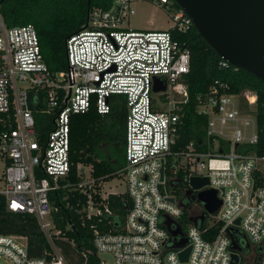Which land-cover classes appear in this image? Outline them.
<instances>
[{"label":"built area","instance_id":"1","mask_svg":"<svg viewBox=\"0 0 264 264\" xmlns=\"http://www.w3.org/2000/svg\"><path fill=\"white\" fill-rule=\"evenodd\" d=\"M139 1L113 0L107 9L95 7L87 26L67 38V68L59 71L50 70L45 62L32 23L8 27L0 15V194L7 210L36 217L52 248L43 257H33L26 236L0 233V258L13 264H69L56 246L55 238L61 233L55 221L59 206L50 199V192L80 189L88 194V215L102 213L94 204L92 166L79 163V181L62 184L71 170L70 117L91 105L99 114H107L111 95L122 93L128 105L122 171L131 207L124 232L95 233L97 264H232V227H240L251 243L263 247L259 264H264V185L255 182L264 155L247 151L259 141L258 92L251 87L228 91V83H221L222 89L213 85L197 107L198 114L208 118L204 136L174 150L189 100L183 79L191 62L189 47L174 30L185 32L193 21L179 6L170 28L128 27L125 22ZM148 1L164 7L176 3ZM220 64L239 68L223 58ZM155 78L164 89L154 90ZM38 115L43 121H38ZM39 123L50 128L42 132ZM180 168L186 170L189 184L192 176L208 177L204 188L218 190L222 204L216 214L209 215L222 227L212 240L204 236L198 222L183 228L184 207L171 202L168 197L172 196L162 190ZM107 197L103 194L101 202ZM104 210L111 213L108 204L104 203ZM193 211L192 215L202 212ZM238 218L240 225L235 224ZM167 222L182 233L172 236ZM183 238L185 246L173 247ZM188 245L189 256L182 260L179 252Z\"/></svg>","mask_w":264,"mask_h":264},{"label":"trees","instance_id":"2","mask_svg":"<svg viewBox=\"0 0 264 264\" xmlns=\"http://www.w3.org/2000/svg\"><path fill=\"white\" fill-rule=\"evenodd\" d=\"M112 3L113 0H0V15L8 27L32 23L37 29L45 62L50 70L59 71L67 68V38L87 26L89 14L95 7L107 9ZM174 34L181 42L187 44L191 53L190 70L183 79L189 91V100L184 105L183 115L178 124L174 150L182 149L190 141L200 140L204 136L208 118L197 112L199 98L207 94L213 85L222 89L221 83H228L230 85L228 91L240 92L245 87L257 90L256 117L259 141L247 147V151L264 155V80L243 68L222 67L221 57L200 36L194 25L185 32L174 30ZM110 103L111 110L104 115L98 113L95 105H91L84 113L71 115L69 149L71 170L68 179L62 180V184L67 181L76 184L79 181L77 165L84 163L92 166V176L96 179L94 204L102 209V213L88 215V194L80 189L61 188L50 192V199L59 206V211L55 213V221L61 233L55 238L56 246L64 253L69 264H97L99 257L94 246L95 233L124 232L126 216L131 207V199L126 190L109 193L107 200L101 202L104 194L103 183L114 178L117 173L124 177L122 168L126 163L127 97L122 93L113 94ZM40 116L38 115V121L41 122L43 117L41 120ZM38 128L44 132L50 126H41L39 123ZM106 142H115L117 148L109 152L108 158H100ZM166 175H170L168 163ZM255 182L256 186L264 185L263 169L255 172ZM161 187L184 207L185 215L181 222L183 228H186L185 225L193 221L192 204L197 201L194 197L198 192L191 190L186 170L180 168L176 178L167 180ZM104 203L108 204L111 213L105 212ZM202 214L204 221L200 219ZM194 216L198 218L197 222L202 226L204 236L209 240L214 239L222 223L204 210ZM208 217L213 218L211 225ZM0 233L26 236L30 256L43 257L52 251L36 217L24 212L7 210L6 200L2 194ZM229 234L234 239L237 249L248 250L245 245L247 242L256 245L249 241L240 227L230 228Z\"/></svg>","mask_w":264,"mask_h":264},{"label":"water","instance_id":"3","mask_svg":"<svg viewBox=\"0 0 264 264\" xmlns=\"http://www.w3.org/2000/svg\"><path fill=\"white\" fill-rule=\"evenodd\" d=\"M191 17L193 25L200 36L223 59L233 66L243 68L264 80V0H174ZM158 78H155L154 90L159 91ZM165 165L161 167V180H164ZM209 184L208 177L192 176L190 178L191 190H198L195 199L203 204L204 211L216 214L222 204L218 190L204 188ZM190 190V191H191ZM175 202L174 197H168ZM197 223L198 218L191 215ZM204 220V214L200 216ZM240 225V218L236 219ZM167 227L172 236L182 233L181 229H172L170 222ZM232 237V236H231ZM247 238H245V241ZM187 239L183 238L173 247H183ZM246 247H249L247 242ZM260 249H263L261 245ZM232 264H243L248 250L237 249L232 238ZM191 246H186L179 252L182 260H187ZM110 258V255H102Z\"/></svg>","mask_w":264,"mask_h":264},{"label":"rangeland","instance_id":"4","mask_svg":"<svg viewBox=\"0 0 264 264\" xmlns=\"http://www.w3.org/2000/svg\"><path fill=\"white\" fill-rule=\"evenodd\" d=\"M179 8L177 4L173 6H160L156 2H151L148 0H141L136 3V12L128 17L125 25L128 27H133L137 30L145 29H167L173 26L172 14L175 10ZM157 95V94H155ZM249 106V105H248ZM114 144L106 142L105 146L102 148V154L100 158H108L109 152H112ZM260 168L264 170V165H260ZM3 166L0 165V187L3 186L2 180ZM104 196L109 193H119L126 190V183L122 174L117 173V175L111 180L105 181L102 185ZM193 210L202 211L204 206L199 201L194 202ZM208 222H212L213 218L208 217ZM190 222V221H189ZM189 224H186L187 228ZM0 263L2 264H13L10 260L6 258H0Z\"/></svg>","mask_w":264,"mask_h":264},{"label":"flooded vegetation","instance_id":"5","mask_svg":"<svg viewBox=\"0 0 264 264\" xmlns=\"http://www.w3.org/2000/svg\"><path fill=\"white\" fill-rule=\"evenodd\" d=\"M248 248L249 251L245 256L243 264H259L262 255V249H260V246L249 244Z\"/></svg>","mask_w":264,"mask_h":264},{"label":"crops","instance_id":"6","mask_svg":"<svg viewBox=\"0 0 264 264\" xmlns=\"http://www.w3.org/2000/svg\"><path fill=\"white\" fill-rule=\"evenodd\" d=\"M113 144H114L113 148L116 149L117 148V146H116L117 144L115 142H113ZM113 160L115 161L116 159L113 158Z\"/></svg>","mask_w":264,"mask_h":264}]
</instances>
